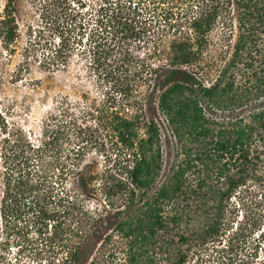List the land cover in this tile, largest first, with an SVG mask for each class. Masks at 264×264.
Here are the masks:
<instances>
[{
    "label": "trees",
    "instance_id": "16d2710c",
    "mask_svg": "<svg viewBox=\"0 0 264 264\" xmlns=\"http://www.w3.org/2000/svg\"><path fill=\"white\" fill-rule=\"evenodd\" d=\"M90 21L73 42L86 36L81 53L100 78L103 102L79 120L60 105L37 144L18 131L5 140V233L28 245L24 231L34 228L37 255L50 264H188L193 243L215 229L191 231L185 214L222 213L264 168V0H98ZM11 23H3L5 42L14 38ZM58 41L48 71L72 56L69 41ZM143 83L145 106L136 92ZM158 84L166 86L154 98ZM158 114L175 145L163 178ZM100 122L125 149L114 172L67 148L82 142L85 124L98 131ZM110 214L114 230L98 248ZM115 235L124 241L119 252L108 247Z\"/></svg>",
    "mask_w": 264,
    "mask_h": 264
},
{
    "label": "rangeland",
    "instance_id": "374dc122",
    "mask_svg": "<svg viewBox=\"0 0 264 264\" xmlns=\"http://www.w3.org/2000/svg\"><path fill=\"white\" fill-rule=\"evenodd\" d=\"M97 3L98 0H14L11 25L15 36L13 41L5 42V28L2 27L8 18L9 5L6 0H0V194L3 181L1 152L5 140L18 131L37 144L42 137V127L62 104L72 106L78 120L89 106L98 103L100 108L103 102L100 78L97 82L94 72L88 68V57L81 53L87 50L86 36L81 45L73 42L76 36L75 40H78L83 31L85 34L91 29L90 16ZM226 30V27L223 31L219 27L216 33ZM59 38L69 41L72 56L66 67L48 71L45 60L58 47ZM148 86L143 83L136 89L139 105L145 104ZM165 86L158 84L154 98ZM107 119V125H110L111 118ZM157 124L160 137L154 150L159 148L161 152L163 178L173 162L175 145L161 114L157 115ZM85 126L88 127L82 142L73 139L67 148L75 151L81 148L86 158L98 165V171L114 172L125 149L117 143L111 129L103 128V123H98V131L89 127V123ZM100 204L98 201V207ZM89 207L94 205L90 203ZM110 216L98 229V248L114 230L116 221ZM263 217L264 168L259 171L256 181L248 183L225 204L222 213L185 214L184 226L191 231H201L206 224L215 229L204 244L193 243L188 264H264V226L258 227ZM4 224L0 220V264L51 263L47 255H37L42 247L34 228L24 231L28 234L25 237L28 245H24L20 243L24 238L17 239L10 233L12 231H7L10 234L6 235ZM109 243L108 247L119 252L124 241L115 235ZM56 258L55 263L58 262Z\"/></svg>",
    "mask_w": 264,
    "mask_h": 264
},
{
    "label": "flooded vegetation",
    "instance_id": "af4514ba",
    "mask_svg": "<svg viewBox=\"0 0 264 264\" xmlns=\"http://www.w3.org/2000/svg\"><path fill=\"white\" fill-rule=\"evenodd\" d=\"M7 1V3H8V5H9V7H8V10H9V12H8V18L9 19H13L12 18V16H13V14H14V11H13V7H14V0H11V3L9 4V2H8V0H6ZM7 13V12H6ZM9 13H10V16H9ZM5 23V22H4ZM12 24V23H11ZM12 27H13V25H12ZM15 31V30H14ZM14 36H15V34H14Z\"/></svg>",
    "mask_w": 264,
    "mask_h": 264
}]
</instances>
